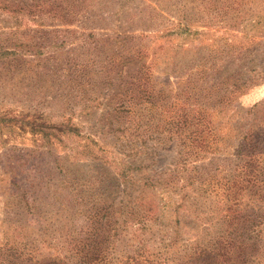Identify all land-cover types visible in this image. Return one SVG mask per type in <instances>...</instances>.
Returning <instances> with one entry per match:
<instances>
[{"label": "rangeland", "instance_id": "rangeland-1", "mask_svg": "<svg viewBox=\"0 0 264 264\" xmlns=\"http://www.w3.org/2000/svg\"><path fill=\"white\" fill-rule=\"evenodd\" d=\"M22 1L32 12L13 14L21 2L0 0V248L52 240L58 252L65 243L60 232L76 234L86 225L96 191L104 199L115 194L117 206L140 198L154 205L162 197L160 188L142 194L115 188V174L99 171L103 163L95 161H107L109 153L124 156L143 140L148 147L157 144L147 138L155 136L153 125L160 118L153 112L151 119L144 105L137 112L143 121L132 114L135 107L112 125L102 117L124 97L119 69L129 50L142 48L145 57L122 72L131 65L132 70L140 63L149 66L152 86L168 90L165 102L179 100L173 113L186 108L181 91L195 87L218 98V89L229 90L234 79L244 83L239 91L204 108L221 120L236 113L242 125L258 124L255 130L264 131V0ZM32 44L44 49L31 53ZM83 67L89 77H79ZM116 88L120 95L114 98ZM158 125L162 129V120ZM215 128L226 132L220 124ZM161 141L162 151L126 158L139 167L138 177L153 183L170 180L182 145L169 133ZM63 180H72L77 189L68 191ZM159 208L164 231H171L175 202L164 195ZM146 238L144 250L150 252L157 245Z\"/></svg>", "mask_w": 264, "mask_h": 264}, {"label": "trees", "instance_id": "trees-1", "mask_svg": "<svg viewBox=\"0 0 264 264\" xmlns=\"http://www.w3.org/2000/svg\"><path fill=\"white\" fill-rule=\"evenodd\" d=\"M13 1L15 4L21 2L20 10L14 9L13 14L23 10L32 12L27 1ZM38 5L36 2L33 8ZM187 32L180 30V33ZM31 48V53L44 49L36 44ZM126 53L127 60L119 69L120 75H124L121 90L124 97L112 112H104L102 117H108V124L112 125L120 115L129 114L135 107L132 114L143 121L146 117L137 112L140 105H144L151 119L153 112L160 118L153 125L155 136L147 138L157 144L148 147L143 140L140 146L131 144L124 156L109 153L111 158L106 157L107 161H95L103 163L98 166L99 171L109 169L115 174L113 180L118 183L115 188L138 190L140 194L144 189L157 191L160 188L162 197L154 205L144 204L140 198L132 205L128 201L117 206L115 194L114 198L104 199V193L96 191L92 195L94 204L85 219L86 225L76 234L68 230L60 232L58 237L64 238L65 243L57 247L58 252L52 240L32 245H5L0 248V264H264V131L255 130L258 124L242 125L243 119L238 114L237 119L234 118L236 113L221 120L218 113L204 108L208 102L227 101L244 83L239 85L232 79L231 89H218L221 93L218 98L202 94L195 87L192 91L183 90L179 95L185 99L183 107L186 108L173 113L179 108V100L165 102L168 90L160 91L152 86L153 72L149 66L140 63L134 70L131 65L122 72L129 62L143 60L145 51L138 48ZM196 72L199 70L192 73ZM89 75L83 67L79 77ZM117 89H113L114 98L120 95ZM208 90L213 91L212 88ZM107 102L111 104V99ZM254 110L255 107L248 113ZM161 120L162 129L158 125ZM217 124L226 132L216 129ZM100 126L102 131L105 124ZM164 133L176 136L182 145H179L177 163L169 171L173 174L170 180L153 183V178L138 177L139 167L127 162L126 158L140 156L144 150L149 155L162 151L166 147L160 144ZM233 141L238 142L235 145ZM220 160L224 166H220ZM212 165L215 166L211 168ZM101 181L99 183L104 184ZM63 183L70 192L77 189L72 180H63ZM164 195L175 202L171 231H164L161 220L159 203ZM76 196H79L78 191ZM146 237L157 245L151 253L144 250L148 242ZM132 248L133 254H128Z\"/></svg>", "mask_w": 264, "mask_h": 264}]
</instances>
